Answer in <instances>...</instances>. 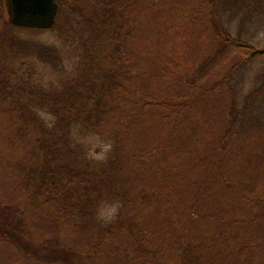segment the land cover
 I'll list each match as a JSON object with an SVG mask.
<instances>
[{"label": "trees", "instance_id": "obj_1", "mask_svg": "<svg viewBox=\"0 0 264 264\" xmlns=\"http://www.w3.org/2000/svg\"><path fill=\"white\" fill-rule=\"evenodd\" d=\"M59 5V19L85 36L81 72L62 88L23 91L1 67L5 58L36 55L57 67L60 57L56 48L18 36L14 30L26 28L11 25L0 0V157L20 174L16 200L0 198V245L15 254L6 264H78L76 256L79 264H264V161L245 191L235 162L244 152L235 153L234 138L264 88L248 93L241 108L232 83L264 56V42L236 36L222 0ZM215 99L223 108L206 138L203 110ZM77 126L113 141L108 162L75 165L62 138ZM163 154L168 163L158 164ZM156 169L166 176L152 187L146 178ZM104 190L122 204L107 224L96 219ZM33 209L71 232L90 230L92 241L80 250L58 237L38 241L22 227Z\"/></svg>", "mask_w": 264, "mask_h": 264}, {"label": "rangeland", "instance_id": "obj_2", "mask_svg": "<svg viewBox=\"0 0 264 264\" xmlns=\"http://www.w3.org/2000/svg\"><path fill=\"white\" fill-rule=\"evenodd\" d=\"M222 11L226 24L236 36L242 37L253 44L264 42V0H222ZM4 16L8 18L6 9ZM14 31L22 38L56 48L60 61L58 66L54 67L41 61L36 55L16 59L5 58L1 67L3 69L8 68L7 77L12 81L13 87L21 88L23 91L37 87L45 90H55L78 78L81 72L80 65L85 37L78 27L69 25L65 20L58 17L57 24L49 30L15 29ZM232 83L237 93L239 105L243 108L248 93L258 88H264V56L249 61L243 66L235 74ZM221 108H223V105L218 99L214 100L212 107L204 108L203 111L208 114L206 119L201 122L204 124L202 129L206 138L209 137L207 134L214 132L215 124L219 118L218 110L220 111ZM38 114L47 121H55V118L46 111H40ZM205 121H208V123ZM240 128V131L234 137L237 144L235 153L239 154L240 149L244 153L237 155L235 162L236 169L240 170L239 175L242 181L244 180V190L249 192L248 180L253 172L257 174V170H260L258 163L264 161V91L256 100L249 118L243 124H240ZM64 133L66 134H63L62 138L63 147L72 159H75L74 162L77 167L85 169L96 167L102 162H108L113 154V141L103 138L101 135L83 133L78 126L72 130H66ZM187 141L189 142L187 144L188 149L194 153L195 149L191 147L195 146L197 141L193 132H190ZM188 149H184L185 152ZM187 158L189 157H183L182 161ZM167 160L168 156L163 154L157 158V163L164 162L167 164ZM163 175L166 176L163 170L150 173L149 178H146L147 184L153 187L163 179ZM247 175L248 179H246ZM19 178L20 174L16 175L15 171L4 164L3 158L0 157L1 199L6 200L7 195L16 200L13 187L19 182ZM259 192L264 198V182L263 188L259 189ZM254 204L256 203L252 205ZM121 205L118 199L110 197L108 192L104 190L96 206V219L104 224L113 222L120 212ZM261 208L262 204L258 209ZM252 213H257V210ZM152 215L153 217H150L155 220L157 214L153 213ZM22 219V227L32 230L33 236L38 241L45 240L48 237H58L69 248L80 250L86 248L87 244L93 239L90 230L84 229L77 230L76 233L71 232L68 227H64L62 222L55 220L54 217L45 214L40 209L26 212ZM155 222L156 220L150 221L154 224ZM14 256L13 250L6 247V244L0 245V264H6L7 260L13 259ZM75 261L79 264L77 256Z\"/></svg>", "mask_w": 264, "mask_h": 264}, {"label": "water", "instance_id": "obj_3", "mask_svg": "<svg viewBox=\"0 0 264 264\" xmlns=\"http://www.w3.org/2000/svg\"><path fill=\"white\" fill-rule=\"evenodd\" d=\"M8 20L16 28L49 30L59 15V0H5Z\"/></svg>", "mask_w": 264, "mask_h": 264}]
</instances>
